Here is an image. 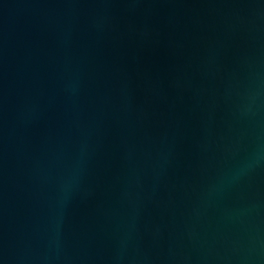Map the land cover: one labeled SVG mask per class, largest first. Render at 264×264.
Masks as SVG:
<instances>
[{
    "label": "water",
    "instance_id": "water-1",
    "mask_svg": "<svg viewBox=\"0 0 264 264\" xmlns=\"http://www.w3.org/2000/svg\"><path fill=\"white\" fill-rule=\"evenodd\" d=\"M0 264H264V0H0Z\"/></svg>",
    "mask_w": 264,
    "mask_h": 264
}]
</instances>
